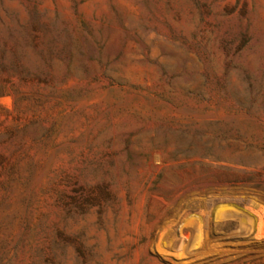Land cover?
<instances>
[{"label": "rangeland", "instance_id": "obj_1", "mask_svg": "<svg viewBox=\"0 0 264 264\" xmlns=\"http://www.w3.org/2000/svg\"><path fill=\"white\" fill-rule=\"evenodd\" d=\"M0 264H264V0H0Z\"/></svg>", "mask_w": 264, "mask_h": 264}]
</instances>
